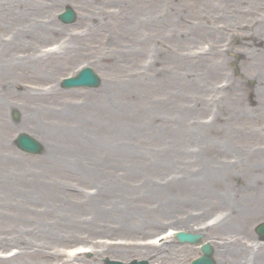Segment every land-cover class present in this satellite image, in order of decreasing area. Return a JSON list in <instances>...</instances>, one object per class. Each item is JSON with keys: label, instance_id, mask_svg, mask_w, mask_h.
I'll use <instances>...</instances> for the list:
<instances>
[{"label": "rangeland", "instance_id": "obj_1", "mask_svg": "<svg viewBox=\"0 0 264 264\" xmlns=\"http://www.w3.org/2000/svg\"><path fill=\"white\" fill-rule=\"evenodd\" d=\"M83 65L97 87L59 85ZM261 220L264 0H0V264H189L170 228L264 264Z\"/></svg>", "mask_w": 264, "mask_h": 264}, {"label": "water", "instance_id": "obj_2", "mask_svg": "<svg viewBox=\"0 0 264 264\" xmlns=\"http://www.w3.org/2000/svg\"><path fill=\"white\" fill-rule=\"evenodd\" d=\"M61 17L64 20H71L73 18V12L70 8H67L66 12L61 14ZM99 83L98 76L93 72V70L89 66L83 67L76 76L72 78L65 79L63 84L65 86H71V85H86V86H95ZM16 141L18 143V146L28 152H38L40 150V144L31 138L29 135L25 133H20ZM257 231L264 237V222H261L257 226ZM177 236L180 240H188L195 242L197 239H199L200 235L198 234H189L184 232H178ZM203 254L196 259H194L191 264H216L214 260L211 257L212 248L208 243H205L201 247ZM109 264H119L118 261H109ZM145 263V261H132L131 264H142Z\"/></svg>", "mask_w": 264, "mask_h": 264}, {"label": "bare ground", "instance_id": "obj_3", "mask_svg": "<svg viewBox=\"0 0 264 264\" xmlns=\"http://www.w3.org/2000/svg\"><path fill=\"white\" fill-rule=\"evenodd\" d=\"M132 118H134V117H132ZM168 231H169V233H171V232L173 231V229H169ZM204 231H206V230H204ZM204 231H203V232H204ZM177 247H178V246L167 248L168 250L166 251V253H167V255H166V261L161 260V259H159V258L157 257L159 260H157L156 262H164V263L167 262V264L175 263V259H174V258H176L177 255H179V253H178V252H179V249H178ZM165 249H166V248H165ZM79 250L86 251L87 248H81V249H79ZM173 257H174V258H173ZM148 264H150V262H148Z\"/></svg>", "mask_w": 264, "mask_h": 264}]
</instances>
